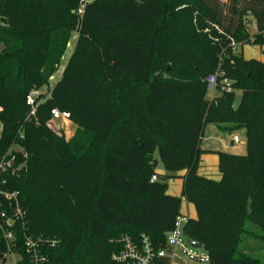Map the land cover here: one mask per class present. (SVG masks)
Instances as JSON below:
<instances>
[{
    "label": "trees",
    "instance_id": "1",
    "mask_svg": "<svg viewBox=\"0 0 264 264\" xmlns=\"http://www.w3.org/2000/svg\"><path fill=\"white\" fill-rule=\"evenodd\" d=\"M233 43L264 47V0H0V158L15 156L2 185L25 211L10 247L0 226V264L9 253L30 264L27 235L58 241L41 246L45 264H122L127 236L166 248L182 202L168 181L182 171L197 210L187 239L210 264H262L240 243L247 222L264 243V61ZM44 87L30 115L27 96ZM54 108L77 126L70 139ZM208 124L246 130L245 154L217 152L220 181L198 173Z\"/></svg>",
    "mask_w": 264,
    "mask_h": 264
},
{
    "label": "built area",
    "instance_id": "2",
    "mask_svg": "<svg viewBox=\"0 0 264 264\" xmlns=\"http://www.w3.org/2000/svg\"><path fill=\"white\" fill-rule=\"evenodd\" d=\"M82 6L87 0H80ZM83 9L79 10L82 13ZM236 48L238 45L233 43ZM207 82L210 88H215L217 84V76L210 74L207 77ZM40 90L33 89L27 96V105L31 107L30 115H35L36 109L39 103L36 102V98L40 94ZM52 122L54 124L57 121H65L69 119V113L61 111L57 108L52 109ZM70 120V119H69ZM240 141L239 135L233 136V142L238 144ZM15 156L11 158L1 157L0 158V226L4 232V237L8 242L9 247L11 243L16 240L15 237V224L21 222L25 224V211L22 208L21 200L19 195L15 191H9L2 185L4 181L3 175L11 170H14ZM156 176L152 177V180H156ZM183 219L179 217L176 221L175 228L170 231L167 235V247L158 251H153L147 237L143 236V244L136 245L130 237H125V249L119 255L114 256V259L121 262L122 264H161V259H168L169 264L173 259L181 258L180 254L187 256L191 261L197 264L209 263L208 253L201 252L198 250L204 249L195 248L191 245V241L187 239L184 234L183 226L181 222ZM49 244L55 246L58 244L56 239H35L31 236H26L24 239V246L26 252L30 258V264H45L47 261L46 256L42 253L41 246ZM7 256V255H6ZM2 264V263H1Z\"/></svg>",
    "mask_w": 264,
    "mask_h": 264
},
{
    "label": "crops",
    "instance_id": "3",
    "mask_svg": "<svg viewBox=\"0 0 264 264\" xmlns=\"http://www.w3.org/2000/svg\"><path fill=\"white\" fill-rule=\"evenodd\" d=\"M217 93L218 92L215 88H210L208 97L211 99ZM60 122H62V125L60 126L65 132L66 138L70 139L71 137H73L76 132L77 126L69 119ZM237 132H243L245 134V139L243 141L242 137L237 134L239 135L240 141L238 144H235L233 142V136L236 135ZM201 148L206 150V152L201 155L198 173L201 176L213 179L215 181H220L222 178V174L219 170V155L217 152L225 151L234 154H245L247 151L246 130L240 129L230 133L228 131L220 129L215 124H208L205 127L203 133ZM184 174L185 171L179 173L180 176ZM182 190L183 179H180L179 184H177L176 186H173V184L170 185V183L168 184L167 192L171 195L179 196L182 193ZM181 198L182 202L180 208V217L181 219H183V221L181 222V225L183 226L188 218H197V210L192 203H189L184 197Z\"/></svg>",
    "mask_w": 264,
    "mask_h": 264
},
{
    "label": "rangeland",
    "instance_id": "4",
    "mask_svg": "<svg viewBox=\"0 0 264 264\" xmlns=\"http://www.w3.org/2000/svg\"><path fill=\"white\" fill-rule=\"evenodd\" d=\"M222 1H226V0H222ZM77 39H78V35H77L76 32H74L72 34V37H71V40L69 42V45H68L67 51L65 53V56L62 59L61 65L59 67V70L52 77V79L50 81L49 88H53L54 85L60 80V78L62 76V73L64 71V68L67 65V63H68V61H69V59H70V57H71V55H72V53L74 51ZM1 48H2V45L0 44V50H1ZM236 53L242 54L245 59H257V60H260V61H264V47H261L260 45H256V44H253V43H247V44H243V45H238L236 47ZM41 92L47 93L48 92V88L47 87L42 88ZM237 96H238V99H239L240 96H241V92L240 91L237 92ZM61 123L62 122L57 121L55 123V125H56L57 128H59V129H61L63 131V129L60 126V125H62ZM1 131H2V123L0 122V134H1ZM236 134H239L242 137L243 141H244L245 134L243 132H237ZM13 148L14 149H18L19 146L15 145ZM155 156L158 159V165H157L156 171L158 173H160V174H169L164 169V167L162 165V162H161V160L159 158L158 152H156ZM179 173H178L179 177L170 179L168 181V184L169 183H170V185L173 184V186H176L177 184H179L180 179H182L180 177ZM179 197H182V193L179 195ZM246 228L249 230V232H245L243 234L242 241L240 243V250L245 252V253H247L248 255H250L252 257H256V258L261 259L262 264H264V243L262 242V240L260 238L256 237V234H259V233H262V232H261V230H259V228L256 225H254V224H252L250 222H247ZM197 252L201 253V252H205V250L202 249V250H198ZM179 254H180L181 258L173 259L170 264H197L196 262L191 261L187 256H185V255H183L181 253H179ZM6 258H7V261H6L5 264H18L20 256L18 254H16V253H9L6 256ZM203 264H210V263H203Z\"/></svg>",
    "mask_w": 264,
    "mask_h": 264
},
{
    "label": "water",
    "instance_id": "5",
    "mask_svg": "<svg viewBox=\"0 0 264 264\" xmlns=\"http://www.w3.org/2000/svg\"><path fill=\"white\" fill-rule=\"evenodd\" d=\"M191 245L194 246L195 248H202L203 247V244L200 243V242H196V241H191ZM7 261V258L5 255H2L1 257V263L2 264H5Z\"/></svg>",
    "mask_w": 264,
    "mask_h": 264
}]
</instances>
